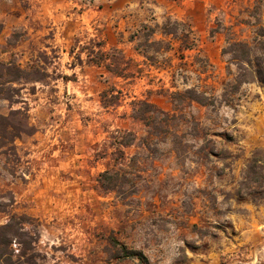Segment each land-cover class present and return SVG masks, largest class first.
<instances>
[{"label":"rangeland","instance_id":"374dc122","mask_svg":"<svg viewBox=\"0 0 264 264\" xmlns=\"http://www.w3.org/2000/svg\"><path fill=\"white\" fill-rule=\"evenodd\" d=\"M0 20V61L48 75L0 99L31 128L0 149V201L33 241L21 257L13 239L9 264H138L121 245L144 264H264V84L234 88L225 52L256 43L264 0H0ZM90 38L124 75L87 62ZM188 88L210 104L172 98Z\"/></svg>","mask_w":264,"mask_h":264},{"label":"trees","instance_id":"16d2710c","mask_svg":"<svg viewBox=\"0 0 264 264\" xmlns=\"http://www.w3.org/2000/svg\"><path fill=\"white\" fill-rule=\"evenodd\" d=\"M178 27L176 23H166L161 25V33L163 35H172L175 38H179L177 34ZM2 30V22L0 20V31ZM155 30L150 26H143L142 34L146 41L145 47H153L158 45V48H154L155 51H160V41L151 40L149 38L154 35ZM257 41L254 45L245 41H232L229 43L225 52L230 55L232 62L236 65L237 73L234 78L232 86L237 88L238 84L249 82H261L264 84V28L260 27L256 32ZM181 46L190 48L193 42L188 39V34L184 33L179 38ZM87 49L86 60L87 62H93L95 64H103L107 70L117 75H124L125 66H122L119 60L124 58L120 56L115 62L109 59V52L105 49L104 42L102 40H96L90 38L85 47ZM147 59L153 60L151 56L144 55ZM82 62V59L79 58ZM115 63V64H114ZM48 76L45 71L39 69V67L23 68L14 61L4 62L0 61V99H5L11 103L19 102V87L17 84L29 81H43ZM64 79H69L68 76H63ZM179 100H190L197 102L201 105L210 104L208 98L203 94L197 92L195 88H188L183 93L177 92L173 94L174 98ZM140 106H145L142 108ZM156 111L144 101L133 102V115L141 121H148L152 118L150 113ZM164 116L160 119L161 122H167L168 117L171 114L168 112H158ZM30 126L27 123V114L25 109H12L8 114L0 113V149L7 148L13 149L14 140L23 134L30 133ZM103 175H108L104 173ZM7 204L0 201V213L7 214L8 220L0 224V264H9L8 256L5 254L6 248L12 243L13 239L20 246L19 256L25 257L32 250V238L31 241L25 239L24 224L26 220L21 215L15 213L8 214L6 210ZM121 255L120 258H132L137 259L138 264H144L147 260L146 257L136 250H128L124 245L119 247ZM23 264V263H22Z\"/></svg>","mask_w":264,"mask_h":264}]
</instances>
